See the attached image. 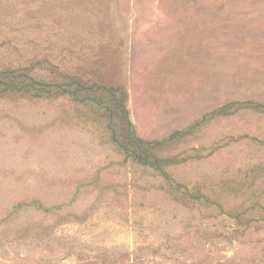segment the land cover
<instances>
[{"label": "rangeland", "instance_id": "374dc122", "mask_svg": "<svg viewBox=\"0 0 264 264\" xmlns=\"http://www.w3.org/2000/svg\"><path fill=\"white\" fill-rule=\"evenodd\" d=\"M18 67L122 85L136 135L162 139L226 102L264 104V0H0V69ZM168 148L178 201L94 104L0 91V264H264V222L245 231L212 191L189 198L248 178L219 203L264 202V112Z\"/></svg>", "mask_w": 264, "mask_h": 264}, {"label": "trees", "instance_id": "16d2710c", "mask_svg": "<svg viewBox=\"0 0 264 264\" xmlns=\"http://www.w3.org/2000/svg\"><path fill=\"white\" fill-rule=\"evenodd\" d=\"M0 91L30 94L36 97H49L53 95H68L72 100L80 103H92L103 110L106 128L112 142L120 153L130 158L133 162L149 167L155 173L163 177L170 185L168 189L174 198L179 199V183H173L168 168L183 163L184 159L177 154L164 153L169 145L181 141L184 137L192 136L203 123L215 117H232L241 112H264V104L252 100H232L226 102L212 111L203 115L187 125L184 129L176 130L162 139H144L136 135L130 122L127 109V93L119 84H105L98 81H82L79 78H66L64 80L45 81L26 72L25 68L0 69ZM251 176L250 178H254ZM253 181L245 178L236 183H222L208 190L201 186V194H192V200H202L206 204L212 191L215 206L219 213L232 218L238 228L248 230L259 228L264 222V202L234 205L231 208L219 203L221 194L237 195L243 189H248ZM228 184V185H227ZM215 192V193H214ZM185 193V192H184ZM186 195H189L186 192ZM18 204L17 207L22 206ZM239 235V234H238ZM243 235V234H240Z\"/></svg>", "mask_w": 264, "mask_h": 264}]
</instances>
